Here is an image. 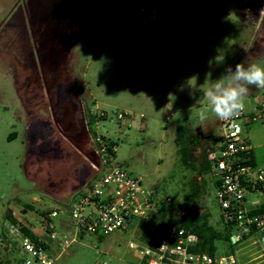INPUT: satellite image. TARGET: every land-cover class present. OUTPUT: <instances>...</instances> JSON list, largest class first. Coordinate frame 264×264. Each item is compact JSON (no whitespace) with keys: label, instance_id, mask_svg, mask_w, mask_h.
<instances>
[{"label":"rangeland","instance_id":"1","mask_svg":"<svg viewBox=\"0 0 264 264\" xmlns=\"http://www.w3.org/2000/svg\"><path fill=\"white\" fill-rule=\"evenodd\" d=\"M175 1L178 7L171 1L158 27L136 16L139 5L154 0H0V231L7 215L40 231L41 217L51 208L56 233L70 223L66 210L79 179L89 181L92 165L99 166L89 110L97 116L92 130L114 143L113 162L170 199L161 221L176 225L193 207L184 195L196 179L204 185L198 209L208 211L209 225L224 232L209 152L198 149L190 157L196 168L210 165L199 176L182 164L175 138L178 126L187 125L210 144L216 141L220 127L202 91L228 66L264 64V0ZM115 8V19L98 23ZM25 51L36 65L23 64ZM220 53L225 60L217 65ZM58 82H67L70 93ZM69 94L78 99L76 107ZM118 114L124 118L118 120ZM34 118L45 123L38 140L44 146L30 156L26 122ZM247 137L253 146L264 143L260 120ZM261 151L264 147L256 150ZM137 225L133 219L107 235H84L56 264H142L137 249L128 246L140 242ZM260 236L237 244L216 241V254L232 253L239 264H264Z\"/></svg>","mask_w":264,"mask_h":264},{"label":"built area","instance_id":"2","mask_svg":"<svg viewBox=\"0 0 264 264\" xmlns=\"http://www.w3.org/2000/svg\"><path fill=\"white\" fill-rule=\"evenodd\" d=\"M171 1L178 7L175 0H154L139 5L136 16H145L154 25L163 27L162 13ZM123 118L124 115H117L118 120ZM258 120L264 122V99L246 106L234 120H218L219 140L216 149L209 151V163L217 183V205L233 244L259 234L264 243V212L251 215L245 207L247 189L254 192L264 189V167L247 163L252 147L242 134L243 123ZM92 140L99 166L92 165L95 175L82 184L77 198L67 208L70 223H62L61 234L56 233L51 221L57 216L55 209H49L41 217L40 231L20 222H8L0 231V264H56L71 244L84 235H107L123 229L133 219L138 223L161 221L160 209H165L170 199L145 188L140 176L114 163L108 143L96 131ZM198 242L195 233L178 229L153 246L141 242H130L128 246L137 249L142 264H239L232 253L197 252Z\"/></svg>","mask_w":264,"mask_h":264},{"label":"trees","instance_id":"3","mask_svg":"<svg viewBox=\"0 0 264 264\" xmlns=\"http://www.w3.org/2000/svg\"><path fill=\"white\" fill-rule=\"evenodd\" d=\"M172 68L174 69L176 75L178 77L182 76L181 68L176 62L175 58L170 60ZM87 115V126L89 131L94 135V130H92V126L96 121V116L89 112ZM200 132L190 129L187 125L178 126L177 135L175 138L176 145L178 147V153L181 155L182 164L187 168H192L196 170L199 176L206 175L210 172V165L205 163V165H199L197 168L190 159L193 157L194 151L201 149L202 152L208 153L211 150H214L215 143H209L208 140L204 138V136H199ZM106 140V139H105ZM110 147V153L113 155L111 148L114 146L112 141H107ZM248 164L254 165L253 156L251 153L249 154ZM264 192V189H262ZM204 194V185L196 181V179H192L190 181L189 192L184 195L186 200H190L193 203V207L189 208L178 221V224L173 225L170 223H166L160 221L159 223H155L152 221H140L137 225L139 230V240L141 243H148L150 246L155 245L159 240L163 238H167L174 231L178 229H184L186 231H190L195 233L199 242L196 247L197 252L207 253L209 255H213L216 253V241H223L230 243V232L224 225V232H217L211 225H209V213L208 211H200L197 207V200ZM164 208L160 209V213L164 212ZM264 205L257 207L255 210L250 212L251 215L263 213ZM7 220L11 223H16L10 215L6 216ZM26 233L29 234V232Z\"/></svg>","mask_w":264,"mask_h":264},{"label":"clouds","instance_id":"4","mask_svg":"<svg viewBox=\"0 0 264 264\" xmlns=\"http://www.w3.org/2000/svg\"><path fill=\"white\" fill-rule=\"evenodd\" d=\"M261 12H264V9ZM77 47L80 46L77 45ZM224 60L225 56L221 53L214 58L217 65L224 63ZM212 63L213 60H210L209 66ZM193 79L196 80V77H192L189 81ZM253 87L264 90V64L237 63L234 70L228 66L226 74L212 81L202 93L217 120L231 121L245 111V100Z\"/></svg>","mask_w":264,"mask_h":264},{"label":"crops","instance_id":"5","mask_svg":"<svg viewBox=\"0 0 264 264\" xmlns=\"http://www.w3.org/2000/svg\"><path fill=\"white\" fill-rule=\"evenodd\" d=\"M117 9L118 8H115L114 9L115 10L114 12L109 13V14H106L105 16H103V19L100 22H98V23H102L105 20L110 19V18L111 19L112 18L115 19L114 16H116V10ZM262 9H264V6H263ZM261 16L264 17V12H261ZM261 22H262L261 24L263 25V29L262 30L264 31V22L263 21H261ZM253 50L256 51L257 49H255V47H254ZM24 55L26 56V59H24V63H23L24 65H27L28 68L31 67V66H33V65H36L35 64V61L31 58V55H30V53L28 51H25V54ZM31 60H33V62H31ZM17 62L20 65H23V64L20 63V61H17ZM57 86H58V88L60 90H62L64 92L65 91H68L70 93V86L67 84V82H65V85H63V83H61V82H58L57 83ZM257 90L258 89L254 88V87L251 88L250 94L248 95V97L245 100V102H247L246 106H251V105L256 104L259 101H261V100L264 99V91H259V90H258L259 91L258 98L256 99V98L253 97V94L255 92H257ZM77 100L78 99H76L73 94H71V95L69 94V101L75 107H76V101ZM79 101H81V100L79 99ZM21 102H22V100H21ZM77 111H78V108H77ZM253 123L254 122H252V123H243V128H242V131L243 132H242V134H243V137L249 142V144L252 147L251 155L253 156L254 165L257 166V167L263 168L264 167V151L256 152V150L258 148L264 147V143H259V144H256L255 146H253L251 144V142L249 141L248 137H247V133L249 131L250 125L253 124ZM218 125H219V121H218ZM261 125L264 126V122H261ZM44 126H45V123L42 122V121H40V120H37L36 118L33 119V121L31 122V124H30V122L28 123V121L26 122V140L28 142V151L30 153V156L35 154L34 153L35 152L34 151L35 149H37L38 147L41 148V146H44V145H41V146L38 145V140L39 139H43L41 132L43 131ZM219 135H220V133L218 134V136H216L217 139L214 142L215 143V145H214L215 148L214 149H216V146H217V143H218V140H219ZM204 138L206 140H209L210 139L207 136H205ZM81 167L83 168V167H86V166H81ZM86 168L87 169L89 168L88 165H87ZM212 180H213V185H214V187L216 189L217 188V183L214 180V178H212ZM82 184H83V178L81 177L79 179V184L77 185V187L75 189L76 192H75V195L73 197V200H74V198L76 196H78V194H79V192H80V190L82 188ZM261 205H264V192L262 190L261 191L254 192V191H250L249 189H247L246 192H245V207H246V209L249 212H251L252 210H255L257 207H260ZM46 210H49V209H46Z\"/></svg>","mask_w":264,"mask_h":264},{"label":"water","instance_id":"6","mask_svg":"<svg viewBox=\"0 0 264 264\" xmlns=\"http://www.w3.org/2000/svg\"><path fill=\"white\" fill-rule=\"evenodd\" d=\"M195 131L197 132L198 129H195ZM198 135H199V136H202V133H199ZM262 240L264 241V237L262 238Z\"/></svg>","mask_w":264,"mask_h":264}]
</instances>
